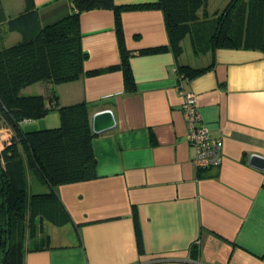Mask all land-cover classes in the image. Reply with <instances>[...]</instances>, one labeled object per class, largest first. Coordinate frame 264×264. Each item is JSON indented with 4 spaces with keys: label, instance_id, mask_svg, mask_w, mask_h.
<instances>
[{
    "label": "crops",
    "instance_id": "0c3cea01",
    "mask_svg": "<svg viewBox=\"0 0 264 264\" xmlns=\"http://www.w3.org/2000/svg\"><path fill=\"white\" fill-rule=\"evenodd\" d=\"M22 2L17 14L25 7ZM8 4L4 1L10 17ZM34 4L41 26L73 11L71 0ZM226 4L227 0H206V10L212 14ZM122 18L128 49L169 45L162 9L138 7L124 11ZM80 26L88 53L86 71L121 61L113 9L82 12ZM0 32L12 35L11 43L22 36L9 30L6 22L0 24ZM179 62L212 65L192 78L185 90L195 93L202 124L221 140L223 160L218 167L198 169L193 162L195 149L187 138L178 84ZM130 64L133 91L125 89L122 70L62 84L44 80L23 89L25 94L44 95L55 107L86 101L92 113L110 109L116 118L115 127L92 140L97 177L56 187L70 221L57 226L36 218V234L27 244L42 248H27L24 264H264V169L250 163L252 154L264 156V52L217 48L197 54L187 35L179 58L169 47L134 54ZM53 110L41 119L24 121L23 127L59 124V112ZM11 134L0 121L5 138L0 151ZM27 175L31 189H47L41 176L30 177L28 170ZM134 206L143 234L142 252Z\"/></svg>",
    "mask_w": 264,
    "mask_h": 264
},
{
    "label": "trees",
    "instance_id": "16d2710c",
    "mask_svg": "<svg viewBox=\"0 0 264 264\" xmlns=\"http://www.w3.org/2000/svg\"><path fill=\"white\" fill-rule=\"evenodd\" d=\"M73 11L54 23L41 26L34 0H25L20 13L8 16L0 0V24L6 22L21 39L0 48V121L12 131L0 151V264H24L28 249L26 238L36 234V218L57 226L70 221L56 187L97 177V162L92 140L98 134L91 126V105L86 101L55 107L42 94H25L27 86L51 80L56 84L72 82L86 75L122 70L124 86L136 88L130 58L134 54L168 49L177 58L183 52V40L190 36L195 53L214 52L217 48L256 49L264 52V0H227L222 9L209 14L206 0H158L146 4H117L115 0H71ZM163 10L169 33V45L132 51L127 48L122 14L142 7ZM97 8L115 12V30L121 52L116 65L86 71L88 53L83 48L81 13ZM212 65L193 67L178 63L179 79H192ZM57 108V125L23 127V122L38 120ZM27 170L47 183V189L29 187ZM133 219L140 252L144 240L137 207ZM24 227H21V226ZM20 228V232L18 230ZM197 251V246L193 247Z\"/></svg>",
    "mask_w": 264,
    "mask_h": 264
},
{
    "label": "built area",
    "instance_id": "2783aa9c",
    "mask_svg": "<svg viewBox=\"0 0 264 264\" xmlns=\"http://www.w3.org/2000/svg\"><path fill=\"white\" fill-rule=\"evenodd\" d=\"M190 80L182 76L178 84L184 96L183 111L188 127L187 138L195 149L193 162L198 169L218 167L223 160L222 143L202 124L196 95L193 91L185 90Z\"/></svg>",
    "mask_w": 264,
    "mask_h": 264
},
{
    "label": "water",
    "instance_id": "95a60500",
    "mask_svg": "<svg viewBox=\"0 0 264 264\" xmlns=\"http://www.w3.org/2000/svg\"><path fill=\"white\" fill-rule=\"evenodd\" d=\"M116 125V118L112 110L102 109L92 113L91 126L95 133L105 132ZM250 163L260 169H264V156L254 153L250 157Z\"/></svg>",
    "mask_w": 264,
    "mask_h": 264
},
{
    "label": "rangeland",
    "instance_id": "374dc122",
    "mask_svg": "<svg viewBox=\"0 0 264 264\" xmlns=\"http://www.w3.org/2000/svg\"><path fill=\"white\" fill-rule=\"evenodd\" d=\"M4 1L6 3H9L8 4V9H7V12L9 14H13V15L14 14H17V12H19L23 8V2H22V0H4ZM11 42H14L12 35H9V34L6 35V34H2L0 32V48L3 47V46H5L4 44H8V45L12 44ZM51 112H54V110H52ZM56 112L58 113V110ZM56 115H58V114H56ZM3 134H5V133H3ZM4 139L5 138H2V135H0V148L2 147V144H4ZM21 227H24V226L22 225ZM18 230L20 232V228H18ZM25 241L27 243V238H26Z\"/></svg>",
    "mask_w": 264,
    "mask_h": 264
}]
</instances>
